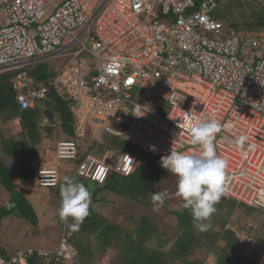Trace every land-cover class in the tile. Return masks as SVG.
<instances>
[{
	"label": "built area",
	"instance_id": "obj_1",
	"mask_svg": "<svg viewBox=\"0 0 264 264\" xmlns=\"http://www.w3.org/2000/svg\"><path fill=\"white\" fill-rule=\"evenodd\" d=\"M225 1L54 0L49 6V0H0V73L15 71L10 82L19 108H32L54 90L75 109L79 139L59 140L55 148L68 171L82 152L65 176L101 184L110 174H130L139 163L110 146L106 160L87 153L81 142L89 132L118 137L160 159L171 149L198 153L185 128V113L195 110L197 119L215 118L221 125L214 144L228 161L225 194L264 211V43L260 36L227 34L213 15ZM77 44L82 47L72 50ZM81 48L88 50L93 67L75 65ZM53 58L59 64L42 85L28 66ZM241 136L246 139L237 148ZM57 165L36 171L40 186L47 187L42 174L50 170L57 184ZM66 238L55 250L25 247L0 254V264H30L34 255L65 264L75 255ZM259 246L264 264V245Z\"/></svg>",
	"mask_w": 264,
	"mask_h": 264
},
{
	"label": "trees",
	"instance_id": "obj_2",
	"mask_svg": "<svg viewBox=\"0 0 264 264\" xmlns=\"http://www.w3.org/2000/svg\"><path fill=\"white\" fill-rule=\"evenodd\" d=\"M243 1L256 0H227L221 2L213 11L214 17L220 20H229L233 13L234 15L236 13V15L242 16L243 19L245 16L248 17L249 15L245 13L239 14L237 11L242 6ZM259 1L262 2L264 0ZM260 18L264 19V9L256 13L255 23L257 27L264 26V22H258ZM255 23L248 20L245 23V27L252 30L257 29ZM237 24H239V21ZM234 26L236 25L234 24ZM227 34H231V31H227ZM45 61L46 59L37 61L36 63L39 66H28L30 74L37 82H43L42 85H46L47 79L54 74V70H48ZM14 73L15 71L0 73V116H3L4 119H17L21 127L18 133L11 134L9 137H5L0 133V186L8 194L6 203L0 206V220L11 216L20 217L32 225H37L38 217L36 211L25 194L18 189L17 185H27L36 180L37 163L33 155L36 154L35 151L43 142V133L48 135L51 133L52 127L57 125L62 133V136H59L57 141L63 139L78 140L79 136L73 124L70 102L63 100L54 90L50 91L46 98L38 100L32 108L21 110L16 102L15 92L10 82ZM45 119L46 121H44ZM108 143L115 149L124 150L136 156L139 163L130 175L112 174L101 184L83 178L78 179L79 183L85 185L92 192L91 196L93 198L89 208V215L84 219L83 223L74 228L75 222L71 217L65 221L66 240L77 249V257H75L77 262L85 264L91 260L88 256L90 250L88 245L90 243L86 241L88 237L93 236L96 240V248L100 252L110 247L117 249L114 257L116 259L112 263L108 261V264H175L176 262H179V264H202L199 259L193 258V253L198 250L210 252L211 249L222 250L215 264H262L259 261L247 259L234 253L237 241L234 237L235 235L230 229H223V227L231 212L237 206L242 207L248 217L251 218L253 216L261 222V228L260 226L257 227L261 229L258 232L260 233L259 239L263 240L264 243V211L259 207L239 203L231 197H226V195H223L219 203L215 205V213L205 221L207 224L211 221L216 223L215 226L207 228L210 234H206L207 230L201 232L194 226L190 210L181 207L180 210L174 211L179 235L173 245L166 251L148 248L145 245L147 239L156 231L148 217L142 216L135 222L133 229H127L97 213L92 207V203H94L93 201L96 200L97 194L100 192L106 190L140 202L141 198L147 195V188L167 173V170L161 166L159 157L152 156L137 147L130 146L118 137H109ZM107 146L108 144H106ZM81 155L82 152L79 153L77 161H72V164L78 163ZM4 157L14 160L12 168L6 163ZM66 172L68 173L69 171L66 170ZM68 177L72 176L69 175ZM63 183L64 179L59 186L44 190H48L49 194L61 199L60 188ZM222 211H224V217L220 214ZM216 226H218L217 230H215ZM247 229H250L248 230L249 232L254 233L253 226H247ZM201 238L204 239L200 240ZM219 238L225 241L222 247L217 245ZM0 254L5 255V252L0 249ZM30 264H55V261L51 259L45 263L44 259L34 255L30 258Z\"/></svg>",
	"mask_w": 264,
	"mask_h": 264
},
{
	"label": "rangeland",
	"instance_id": "obj_3",
	"mask_svg": "<svg viewBox=\"0 0 264 264\" xmlns=\"http://www.w3.org/2000/svg\"><path fill=\"white\" fill-rule=\"evenodd\" d=\"M54 3V0H49V6ZM238 13H245L249 15L248 17L242 18L240 15L230 16L229 20H223L222 22L225 26L234 32L243 33L242 36L245 37H253L255 40L258 36L262 39H259L260 45L264 43V26L257 27L255 23L256 13L262 9H264V1L260 2L259 0L256 1H243L241 4ZM241 19V20H240ZM253 21L257 29H248L245 27V23L247 21ZM239 21V24L237 22ZM241 21V22H240ZM260 23L264 22L263 18H260ZM234 24L236 26H234ZM244 27V28H243ZM262 32V33H261ZM78 31H76V34ZM207 34L206 32H203ZM209 34L216 38H220L219 34H216L213 31H209ZM67 38H64L63 43L60 47H62ZM247 42V40H246ZM252 43H248L246 45V49L251 48ZM86 45L91 47V43L87 42ZM82 47V45L77 44V46L73 47L76 49L77 47ZM59 47V48H60ZM264 48V45L262 46ZM257 52L256 55H260L262 50L260 48H256ZM61 55V53H59ZM253 55H250L249 58H252ZM76 64H86L89 67H93L94 60L89 54L88 50L85 48H81V52L79 55L75 56ZM35 61L32 63V66H37L38 64ZM48 70H54L55 65L59 64L55 58L51 60H46ZM36 64V65H35ZM39 66V65H38ZM42 66V65H40ZM13 76V74H12ZM71 113L72 107H70ZM77 111V110H76ZM18 121L17 119H4L3 116H0V133H2L5 137H9L11 134H15V128ZM79 124V123H78ZM14 132V133H13ZM43 142L40 144L38 149L35 151L36 154L33 155L35 162L37 163L36 171L41 168H52L54 165L58 166V182L56 185L53 186H40L38 184L37 179L33 180L30 184L21 185L18 184V189L25 194L28 200L32 203L34 210L37 213V225H32L27 220L22 219L20 217H7L0 220V249H2L5 254L6 253H13L14 251L25 248V247H32V248H44V249H51L55 250L60 243L62 237H65V221L62 220L59 216V208L61 204V199L57 196H53L48 193L49 188H54L59 186L60 182L64 179L66 170L70 166L63 162L57 160V153H56V145L55 143L59 136H62L60 128L55 125L52 127L51 133L48 135L43 133ZM112 135L107 134L103 135V137H97L91 135V133H85L84 137L82 138V148L86 150L88 147V152H91L95 157L101 159L105 156L106 152V144L112 147L108 143V138ZM107 146V147H108ZM114 148V147H112ZM115 149V148H114ZM105 153V154H104ZM103 158V160H106ZM6 163L12 168L14 166V160L8 159L4 157ZM74 164L71 165L70 173H72ZM73 166V167H72ZM66 167V168H65ZM66 169V170H65ZM73 177V176H72ZM75 179V178H74ZM78 182V178L75 179ZM48 188V190H44ZM147 195L141 198V201H134L128 197H122L120 195L110 193L108 191H102L97 194L96 200L93 201L92 207L94 210L99 213L100 215L106 217L108 220L118 223L119 225L127 228L133 229L135 227V222L138 221L142 216L148 217L150 222L153 223L156 231L154 234L147 239L145 245L148 248L157 249L160 251H166L173 245L174 241L176 240L177 236L179 235V231L177 228V220L174 215V211L180 210L182 207V201L179 197L176 196V177L170 173H165L159 180L155 183L150 185L147 188ZM90 193H92L90 191ZM154 193H161L164 195V204L157 206L156 203L153 201V194ZM226 195V194H224ZM226 197H229L226 195ZM91 196V201H92ZM8 199V194L5 192L2 187L0 186V206L6 203ZM155 209V210H154ZM242 207H236L232 212L230 217L228 218L226 224L224 225L223 229H230L235 235V239L237 240L235 243L234 253L245 257L247 259H251L257 261V252L259 251V244L264 245L263 240L259 239L261 231V222H259L256 218L248 217ZM224 211L220 212L223 215ZM224 217V215L222 216ZM245 223V225H244ZM215 222L211 221L208 223L210 227L215 226ZM208 226V227H209ZM247 226L254 227V233L249 232ZM257 226H260L258 229ZM218 229V226L215 227V230ZM264 232V228H263ZM261 232V233H263ZM258 233V234H257ZM206 234H210V231L207 230ZM68 235V234H67ZM262 236V235H261ZM245 237H252L253 242H246L244 241ZM264 237V236H263ZM201 238L200 240H203ZM90 245L88 256L91 258L85 264H108V261L112 263L116 258L117 249L114 247L107 248L105 251L100 252L96 248V240L93 236L88 237L87 241ZM84 242V243H86ZM8 243L9 251L4 250L6 249L4 246ZM225 241L221 238L217 240L218 247L224 246ZM3 247V248H1ZM75 249V255L71 254L65 260V264H80L76 261L77 257V249ZM220 251L211 249L210 252H206L205 250H198L197 252L193 253V258H197L201 261L202 264H215ZM262 259V257H260ZM47 263V261H45ZM175 264H179L176 262Z\"/></svg>",
	"mask_w": 264,
	"mask_h": 264
},
{
	"label": "clouds",
	"instance_id": "obj_4",
	"mask_svg": "<svg viewBox=\"0 0 264 264\" xmlns=\"http://www.w3.org/2000/svg\"><path fill=\"white\" fill-rule=\"evenodd\" d=\"M138 110L139 107H137ZM192 112L195 110L185 113L188 121L185 128L189 133L190 143L198 146L199 152L171 149L168 155L161 158V166L176 177L175 194L181 199L182 207L190 210L194 226L203 232L209 226L205 221L215 213V205L225 194L228 161L217 154L214 144L215 136L220 132L221 125L215 118L197 119L192 115ZM245 139L241 136L235 141L237 148L243 146ZM178 147L183 148V144ZM128 159L132 164L131 158L128 157ZM42 175L44 177L42 183L46 186L56 184L54 171H46ZM164 195L153 194V201L157 206L164 204ZM60 197V218L67 220L71 217L75 222L73 227H78L89 215L90 191L82 183L76 182L72 177L65 176L64 183L60 188Z\"/></svg>",
	"mask_w": 264,
	"mask_h": 264
},
{
	"label": "crops",
	"instance_id": "obj_5",
	"mask_svg": "<svg viewBox=\"0 0 264 264\" xmlns=\"http://www.w3.org/2000/svg\"><path fill=\"white\" fill-rule=\"evenodd\" d=\"M46 81H47V80H46ZM41 83H43V82H41ZM16 123H17V125H16V126L14 125V128H15V134L18 133V132L20 131V129H21L20 124H19V121H16ZM13 133H14V132H13ZM2 246H4L6 249H4L3 247H1V248H3L4 250H8V251H9L8 243H6L5 245H2ZM7 254H9V253H6L5 255H7ZM257 258H258L257 261L260 262V261H261L260 256H258Z\"/></svg>",
	"mask_w": 264,
	"mask_h": 264
},
{
	"label": "water",
	"instance_id": "obj_6",
	"mask_svg": "<svg viewBox=\"0 0 264 264\" xmlns=\"http://www.w3.org/2000/svg\"><path fill=\"white\" fill-rule=\"evenodd\" d=\"M42 60H44V59H42Z\"/></svg>",
	"mask_w": 264,
	"mask_h": 264
}]
</instances>
